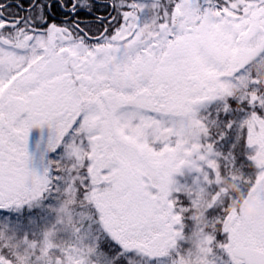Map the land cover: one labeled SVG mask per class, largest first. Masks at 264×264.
Returning a JSON list of instances; mask_svg holds the SVG:
<instances>
[{"label": "snow or ice", "instance_id": "snow-or-ice-1", "mask_svg": "<svg viewBox=\"0 0 264 264\" xmlns=\"http://www.w3.org/2000/svg\"><path fill=\"white\" fill-rule=\"evenodd\" d=\"M0 264H264V0H0Z\"/></svg>", "mask_w": 264, "mask_h": 264}, {"label": "clouds", "instance_id": "clouds-1", "mask_svg": "<svg viewBox=\"0 0 264 264\" xmlns=\"http://www.w3.org/2000/svg\"><path fill=\"white\" fill-rule=\"evenodd\" d=\"M229 187L232 188L231 185H229ZM232 190L235 191L234 188H232ZM236 206L237 205H235V204L233 205V207H236ZM242 207H243V210H244V215L247 216V215H251L252 214L250 205H248V204L245 203V204L242 205Z\"/></svg>", "mask_w": 264, "mask_h": 264}]
</instances>
